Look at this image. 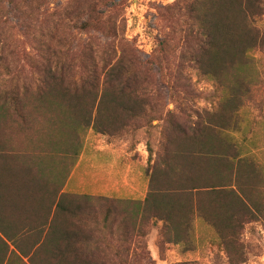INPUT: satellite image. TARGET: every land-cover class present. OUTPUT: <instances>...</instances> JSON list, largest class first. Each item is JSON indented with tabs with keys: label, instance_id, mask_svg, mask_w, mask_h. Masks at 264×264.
<instances>
[{
	"label": "trees",
	"instance_id": "trees-1",
	"mask_svg": "<svg viewBox=\"0 0 264 264\" xmlns=\"http://www.w3.org/2000/svg\"><path fill=\"white\" fill-rule=\"evenodd\" d=\"M118 8L71 0L55 44L40 32L30 75L4 63L0 41V264H139L128 240L143 226L158 229L160 246L186 249L205 228L229 264H243L242 233L264 218V174L252 130L232 134L259 84L264 0L159 7L161 35L144 58L119 37ZM201 81L208 97L193 89ZM163 92L173 110L150 100ZM90 130L144 143V201L61 193Z\"/></svg>",
	"mask_w": 264,
	"mask_h": 264
},
{
	"label": "rangeland",
	"instance_id": "rangeland-1",
	"mask_svg": "<svg viewBox=\"0 0 264 264\" xmlns=\"http://www.w3.org/2000/svg\"><path fill=\"white\" fill-rule=\"evenodd\" d=\"M70 1L33 0L29 2V0H17V4L11 6L5 0H0V41L3 45L7 44L8 46L7 50L3 51L2 57L4 63L10 65L11 70L17 68V71H21L23 74H31L33 69L30 62L35 56L40 32L48 36V42L55 44L63 33L64 23H66L64 14L70 8ZM111 1L121 6L115 11L118 26L125 25V32L123 35L121 33L119 37L131 42L141 57L150 56L154 49L153 37L160 36L163 28L158 18L157 8L170 5L175 0ZM46 15L49 16V20L43 21ZM62 20L65 21L62 22ZM259 25L264 27V17ZM73 37V41L79 39L82 42L89 38L77 34H73ZM68 39L72 40L71 37ZM10 52L15 58L6 56ZM257 58L259 59L258 65L254 66V69L255 77L259 78V84L254 89L251 100L245 105L244 112L240 115L241 132H234L232 135L240 141L243 129L246 134L250 129L252 130V134L249 136H251L255 147L252 149L251 155L264 174V59L259 56ZM194 80L195 77L193 82ZM193 89L208 97L206 93L211 89V86L206 81H201L195 83ZM150 100L160 104V108L163 106V108L174 109L173 104L166 105L168 100L164 96V92L159 97L157 94H153ZM198 107L209 108L208 104L202 100H199ZM87 134L84 151L77 161L67 191L96 195L98 176L95 153L98 147L106 144V141L91 131ZM155 137H158V133H155ZM119 142L122 143L121 141L115 143L119 144ZM260 198L264 205V195ZM198 230L193 249L165 242L160 246L158 229H151L150 226H143V232L134 231L131 239L128 240V247L136 261L139 255L144 257L138 261L145 260V262H138L139 264H229L225 252L213 243L214 234L205 228H198ZM240 241L244 253L243 264H264V218L248 224Z\"/></svg>",
	"mask_w": 264,
	"mask_h": 264
},
{
	"label": "crops",
	"instance_id": "crops-1",
	"mask_svg": "<svg viewBox=\"0 0 264 264\" xmlns=\"http://www.w3.org/2000/svg\"><path fill=\"white\" fill-rule=\"evenodd\" d=\"M87 133L78 159L81 158L84 151ZM97 136L102 137L106 141V144L98 147L95 153L98 176L96 195L67 191L68 183L72 178L77 162L73 168L68 167L69 174L61 193L102 196L118 200L144 201L149 187V178L146 175L149 161L144 143L139 142L134 146L124 142L116 144L115 142L118 140H110L100 135Z\"/></svg>",
	"mask_w": 264,
	"mask_h": 264
}]
</instances>
